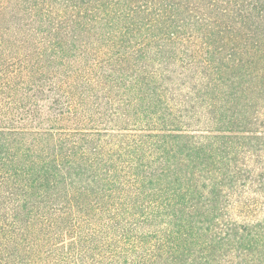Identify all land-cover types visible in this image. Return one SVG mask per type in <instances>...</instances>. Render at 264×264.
I'll return each mask as SVG.
<instances>
[{
  "label": "trees",
  "instance_id": "16d2710c",
  "mask_svg": "<svg viewBox=\"0 0 264 264\" xmlns=\"http://www.w3.org/2000/svg\"><path fill=\"white\" fill-rule=\"evenodd\" d=\"M0 264H264V0H0Z\"/></svg>",
  "mask_w": 264,
  "mask_h": 264
}]
</instances>
